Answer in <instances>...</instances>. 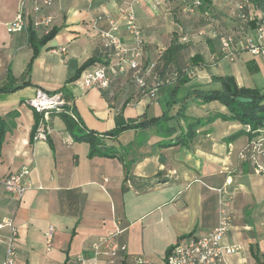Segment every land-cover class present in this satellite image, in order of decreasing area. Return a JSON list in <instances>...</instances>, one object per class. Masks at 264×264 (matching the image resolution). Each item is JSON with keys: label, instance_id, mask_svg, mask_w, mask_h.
Instances as JSON below:
<instances>
[{"label": "crops", "instance_id": "crops-1", "mask_svg": "<svg viewBox=\"0 0 264 264\" xmlns=\"http://www.w3.org/2000/svg\"><path fill=\"white\" fill-rule=\"evenodd\" d=\"M162 1L156 9L131 4V0L55 2L50 10L52 28L58 30L54 38L65 35L67 42L58 47L55 44L59 40L47 42L25 76L32 50L23 33L7 32L18 0H0V89H14L0 91V118L7 125L0 143V178L22 169L28 171V189L20 200L0 184V220L11 218L16 227V264H79L80 256L89 260L91 245L112 232L116 223L123 229L117 240L127 247L125 264H133L135 257L163 264L178 240L206 235L216 227L222 204L232 215L222 243L241 248L226 256L223 264H264V173L255 172L248 160L239 159L250 143L248 136L231 138L245 127L216 119L201 125L187 145L174 144L185 132V124L178 115L180 105L170 107L167 102L185 96L188 89L184 87L189 84L173 96L162 88L156 101L140 93L129 74L112 78L109 88L100 90L103 100L91 93L94 88L79 92L68 86L79 96V100L71 99L70 116L77 117L84 130L98 134L106 145L125 151L124 164L118 158L88 157L89 145L77 141L75 130L70 133L55 114L47 122L48 140L30 142L35 112L26 101L37 89L65 91V82L85 61L104 57L94 24L106 29L104 16L110 15L120 24L124 46L131 45L132 38L124 33L116 12L119 7L132 5L148 59H154L157 50L166 49L174 37L185 46L184 50L192 43L188 46L195 49L191 59H201L203 66L225 59L222 38L210 33L190 40L175 35L177 31L169 26L167 0ZM209 1L212 6L214 0ZM36 34L41 36L40 31ZM241 36L236 34L234 55L225 60L234 63V58H239L248 67L256 66L255 59L264 61L260 57L249 59L250 54L242 49L246 36ZM184 37L186 42L181 41ZM67 48L74 49L69 60ZM43 53L62 55L57 64L58 76H49L52 69ZM26 81L30 84L22 86ZM238 86L251 88L243 83ZM187 101L183 115L189 119L227 114L217 101ZM11 112L15 115L7 118ZM164 112L168 126L174 128L169 138H162L151 124L110 137V131L160 117ZM49 228L53 230L50 247L44 236ZM5 234L1 232V238ZM3 257L0 245V264Z\"/></svg>", "mask_w": 264, "mask_h": 264}, {"label": "built area", "instance_id": "built-area-1", "mask_svg": "<svg viewBox=\"0 0 264 264\" xmlns=\"http://www.w3.org/2000/svg\"><path fill=\"white\" fill-rule=\"evenodd\" d=\"M64 0H18L17 9L13 20L7 25L8 33H23L26 40L28 32H41L46 35L52 28L54 18L50 13L55 2ZM229 2L230 0H223ZM162 0H131L132 3L144 4L153 9L162 4ZM119 7L116 9L117 15L123 22L124 33L132 38L129 47H125L122 41L121 27L117 20L110 15H105L106 29H96L97 38L101 43L103 56L107 57V63H96L83 71V85L85 89L97 88L107 90L111 79L120 75L129 74L131 82L140 93L149 100L156 101L158 92L164 87L174 85L180 74H187V70L178 72L174 69L161 70L158 60H144L143 37L139 29L135 13L131 7ZM200 6V0H192L186 6L185 11L193 13ZM238 17L245 21L246 13L252 14L255 8L248 0H242L236 6ZM264 10V4H263ZM264 11L256 10L255 14H263ZM256 15H254L255 19ZM253 19V18H252ZM254 33L250 37L246 36L242 49L247 51L252 57L264 58V17L255 19ZM209 34L200 31L199 35ZM186 42L187 38L181 40ZM234 39L230 36L221 40V52L225 59L234 55ZM64 51V49H61ZM160 51L156 53L159 57ZM113 59L110 63V59ZM62 91L45 92L37 89L34 95L29 98L27 105L41 116L33 140L46 141L50 129L47 127L50 112H61L64 108H69L67 100ZM249 132V127H245ZM259 156L264 157V148L258 142L251 141L248 146L239 154L240 161H250L254 165L255 172H262L264 166L259 163ZM28 171L22 169L19 172L10 173L0 178V184L17 199H21L28 189ZM231 215L226 204H222L218 211L216 227L206 235H189L181 238L169 250L164 258L163 264H223L224 258L240 252L239 246H226L222 243L223 238L230 230ZM5 231L4 238L0 236V245L4 248V257L1 264H16V227L11 218L0 220V233ZM123 231L119 223L112 232L99 237L92 245V258L89 260L78 257L79 264H125L127 257V247L118 242L117 237ZM46 244L51 245L53 230L49 228L45 233ZM133 264H154L143 257L133 258Z\"/></svg>", "mask_w": 264, "mask_h": 264}, {"label": "trees", "instance_id": "trees-1", "mask_svg": "<svg viewBox=\"0 0 264 264\" xmlns=\"http://www.w3.org/2000/svg\"><path fill=\"white\" fill-rule=\"evenodd\" d=\"M253 8H255L252 12V14L245 15L246 20L244 21L249 26H251L253 29L255 28V19L257 18L260 20L261 17H264L263 14H255L256 10H263V4L264 0H248ZM203 14L204 19L208 21H214L216 20L217 23L221 24V27H224L223 25V16L221 14L213 13L211 10V3L209 0H200V6L197 8L196 11H198ZM254 15H256L254 19ZM253 18V19H252ZM211 28H208L209 33L212 36L223 38L226 37L227 34L224 32H221L222 30H214L213 25L210 26ZM221 30V31H220ZM58 30L56 28H52L46 35L38 36L35 32L30 31L28 32L27 36V45L32 50V57L29 61V63L26 66L25 76L29 75L31 70V65L34 61V59L38 56L41 49L46 45L47 42H49L51 39L54 38V36L57 34ZM241 35V33H240ZM236 36V35H235ZM235 36L233 38L235 39ZM246 33L243 32L241 37H245ZM97 37V33H96ZM144 48V46H143ZM185 49V46L183 44H180L177 42L176 37H174V40L170 43V45L162 50H157L161 52L160 56L156 57L154 59H148L145 56L144 49V60L147 62L149 60H158L159 67L161 70L166 71L167 69H174L173 64L175 63V60L177 56ZM156 52V53H157ZM195 59L192 58V60ZM199 59V58H197ZM112 58L110 59V63L112 62ZM99 61V62H98ZM196 61V60H194ZM193 61V62H194ZM96 63H107V57L103 58H90L87 61H85L76 71L73 77L68 79V82L75 81L79 78L80 74L86 70L87 68L91 67L92 65ZM194 67H199L193 63ZM196 65V66H195ZM175 70V69H174ZM9 80L11 78L9 77ZM189 81V76L187 74H180L177 82L168 87H164L167 90L168 93H170L171 96H173L174 93L178 91L183 85L187 84ZM29 81H26L22 84V86L29 85ZM14 89H3L1 88V92H10ZM64 92L63 90H60ZM193 100H199L198 103L200 104H206L213 101H217L220 104H222L227 109V114H215L213 116L208 117L205 121L198 120V119H189L186 118L183 115V112L185 111V105L188 102V99ZM238 98L248 99V102H239ZM264 94H261L257 89L253 88H246V87H239L233 82L231 79H225L223 81V86L221 89L218 90H211V91H203L199 90L197 88H190L186 95L182 98H173V101H168L167 105L171 107L173 104H179L180 109L178 115L182 118L185 124V132L180 134L174 144L183 143L184 145H187V143L190 141V139L196 135L198 128L206 123L212 122L216 119H221L223 121H235L239 124H241L244 127H249V132L244 129V131H240L234 135L231 136V138H235L239 135H247L249 140H251L254 136L258 135L259 133L264 132ZM69 108H64L61 112H50L49 115L55 114L59 115V117L63 120V122L66 125L67 130L71 132V130H75L77 135H73L74 138L77 141L85 142L89 145V154L88 157L92 156H99V157H106V158H118L123 164H124V158L123 155L125 154V151L122 152V150H118L114 148L113 146H108L104 143V141L98 136V134H95L92 131H86L85 128H82V126L79 124V120L77 117L70 116L69 114ZM15 112H11L6 115V117L14 116ZM41 116L37 113H35V121L34 126L32 128V132L30 135V142H34L33 137L36 132V128L38 126L39 120ZM168 117H166V113L164 112L160 117L157 118H151L147 121L135 123L133 122V125H127L125 127L115 129L114 131H110V137L111 136H117L119 133L124 132L126 130L130 129H139V128H146L150 124L151 126H156L159 135L162 138H169L174 133V128L168 126L167 124ZM7 129L6 122L3 118H0V143L2 141V138L4 136V133ZM48 140V138L46 139ZM258 145L262 148H264V141L261 139L258 141ZM123 154V155H122ZM250 162V161H249ZM251 163V162H250ZM254 167V165H252Z\"/></svg>", "mask_w": 264, "mask_h": 264}, {"label": "rangeland", "instance_id": "rangeland-1", "mask_svg": "<svg viewBox=\"0 0 264 264\" xmlns=\"http://www.w3.org/2000/svg\"><path fill=\"white\" fill-rule=\"evenodd\" d=\"M241 1L242 0H230L229 2H224L223 0L213 1L211 10L213 13L221 14L223 16L224 27H221V24L217 23L216 20L208 21L204 19L203 14L200 13L199 10L191 14L186 12L185 8L186 6L191 4L192 0H167L165 2L166 4L165 8L168 9L171 15V20H169V26L177 31V33L175 34V35L178 34L177 36H179V34L183 36L185 35L190 40L193 37H197L200 31H205V33H207L208 28H211L210 26L213 25L214 30L219 31V29H221L222 30V31L220 30L221 32L226 33L227 36H230L232 38L237 33L239 34L241 33L242 35V33L245 32L248 34V29H250L249 36L251 37L255 31H253V28L251 26H249L247 23H245L243 20H241L238 17L235 8V6ZM203 37H206V35ZM58 40L59 43L55 44L57 47L63 44L65 45V43L67 42V40L65 39V35L61 37H57L56 39L54 38L52 41L56 42ZM189 45H192V43L186 44V50H183L177 56L175 63L172 65L173 68L178 72H181L183 70H187L189 72L188 75L189 81L187 82V84L189 85L184 87L185 90L187 89L189 90L190 88H197L203 91L218 90L221 89V87L223 86V81L225 79H231L233 82H235L237 86L238 84L243 83L253 89H257L261 94H264V61H262L261 59H255L257 60L255 63L256 66L253 67L245 66L244 63L243 64L241 63L239 58H234V63L229 62L228 60L225 59H221L218 62H216V64L209 63L210 64L209 66L208 65L203 66L205 64H203L201 59H197V58L193 60L191 59V55L195 54V49L188 48ZM67 52L68 55L66 57L69 60L71 57L74 56V49L67 48ZM197 52H202V50H197ZM43 54H46L45 55L46 61L50 67V70L52 69V72H50L49 76L51 78L58 76L59 73H58L57 64L59 59H61L62 55H50L48 53H43ZM252 58L253 57L251 56L249 59ZM193 61L199 67H194ZM75 71L73 72V75L75 74ZM69 85L72 88H78L79 92H85L83 89L84 88L83 72L80 74L79 78L76 79L75 81H71L67 83L65 82L64 84L65 86L64 87L65 91L63 92L65 95L64 98L67 100V103L71 108V106L73 105L71 99L74 97V99L79 100L78 98L79 96L77 92H73L70 88H68ZM91 93H96L98 98L103 100L101 98V94H100L101 92L99 89L94 88L92 89ZM79 105H81L80 102ZM261 139H263L264 141V132L254 136L250 140V142L251 141L258 142ZM263 159L264 157L259 156V163L263 162L262 165L264 166ZM261 173H264V170ZM227 202H230V200H227ZM231 223H232V215H231Z\"/></svg>", "mask_w": 264, "mask_h": 264}, {"label": "water", "instance_id": "water-1", "mask_svg": "<svg viewBox=\"0 0 264 264\" xmlns=\"http://www.w3.org/2000/svg\"><path fill=\"white\" fill-rule=\"evenodd\" d=\"M238 101L239 102H248L249 100L248 99H243V98H238Z\"/></svg>", "mask_w": 264, "mask_h": 264}]
</instances>
